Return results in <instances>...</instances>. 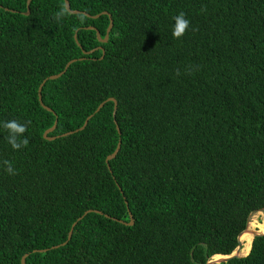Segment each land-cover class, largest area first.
Here are the masks:
<instances>
[{
    "label": "trees",
    "instance_id": "1",
    "mask_svg": "<svg viewBox=\"0 0 264 264\" xmlns=\"http://www.w3.org/2000/svg\"><path fill=\"white\" fill-rule=\"evenodd\" d=\"M67 1L110 14L106 42L86 27L104 37L107 14L57 21L64 0H31L28 14L26 0H0V264L26 253V264H205L230 253L264 211V0ZM181 11L190 25L176 39ZM99 46L102 58L82 52ZM71 59L41 88L47 111L38 86ZM11 120L27 124L19 150L2 127ZM219 264H264V234Z\"/></svg>",
    "mask_w": 264,
    "mask_h": 264
},
{
    "label": "water",
    "instance_id": "2",
    "mask_svg": "<svg viewBox=\"0 0 264 264\" xmlns=\"http://www.w3.org/2000/svg\"><path fill=\"white\" fill-rule=\"evenodd\" d=\"M30 1H31V0H26V11L24 12V14H28V13H29V3H30ZM64 6H65V8L67 9V11L70 12V13H73V14H84V15H86L87 17H91V18H97V17H99L101 14H107V15L109 16V24H108V26H107V28H106V31H105V35H104V37H101L100 32H99L95 27H93V26H87V27H86V28H88V29H93V30H95L96 38H97V40H98L99 42H102V43H103V42H106V41H107L108 36H109V32H110V30H111V28H112V25H113V20H112L110 14H109L108 12L103 11V12L98 13V14H95V15H90L89 13H87V12H85V11L71 10V9H70V5H69V2H68L67 0H64ZM5 9H6V8H5ZM6 10H7V9H6ZM74 40H75V42L78 44V42H77V38H76V34H75V33H74ZM78 45H79V44H78ZM97 49H101V50H102V55H101V57H100V58H102V57H103V54H104V51H103V49H102L100 46L97 47L96 49H91V50H88V51H84V50H82V52H83V54H90L91 52H93L94 50H97ZM83 58H84V57H80V58H78V59H83ZM75 60H77V59H71V60L67 61V63L64 65V68H63V70H62L61 72H59V73H57V74H54V75H49V76H47V77L44 78V79L41 81V83L39 84L38 89H37L38 101H39L40 105H41L44 109H46L47 111H52V110H51V108H49L48 106L44 105L43 102H42V98H41V88H42L43 84H44V83L46 82V80H48V79H56V78L60 77V76L66 71V69L68 68V66H69L72 62H74ZM106 100H111V101L113 102V112H112V114H113V117H114V116H115V112H116V107H117L116 100H115L114 98H112V97L107 98ZM102 105H103V102H101V103L97 106V108L95 109V111H94L93 113L99 111V109L102 107ZM92 115H93V114L89 115V116L84 120L82 126H80L79 128L75 129L74 131L82 130V129L85 127V125H86L88 119H89ZM114 121H115V120H114ZM55 126H56V119L54 120L53 125H52L50 128H48L47 130H45V131L43 132L42 136H43L44 138H46V139H53V138H55L54 136H51V137L48 136V133H50L51 131H53L54 128H55ZM116 128H117V130H118V127H117V126H116ZM74 131H69V132H67V133H64V135L70 134V133H72V132H74ZM118 132H119V130H118ZM119 147H120V141H118V143H117L115 149L113 150V152H112L111 154H109V155L106 156V158H105V162H106L108 168H109V166H108V162H109V160L115 157V155L117 154V152H118V150H119ZM90 211H94V212H96V213H101V211H98V210H87V211L84 212V214H86L87 212H90ZM105 216H107V215H105ZM107 217H108V216H107ZM80 218H81V217H80ZM80 218H79V219H80ZM75 222H76V221H75ZM75 222L72 224V226H71V228H70V230H69V232H68V237H67V239H69L70 236H71L72 229H73V226H74ZM120 222H123V221L120 220ZM123 223H125V224H127V225H131V224L133 223V219H132L131 214H130V220H129L128 222H123ZM246 228H247V226H246ZM246 228H245V229H246ZM245 229H244V230H245ZM241 232H242V231H241ZM241 232L238 234V237H239V235L241 234ZM263 234H264V233H256V234L253 236V238H254L255 236L263 235ZM238 237H237V239H238ZM253 238H252V240H253ZM64 243H65V242H64ZM64 243H62V244H64ZM251 243H252V241H251ZM53 247H57V246H53ZM242 247H243V246H242L241 242L238 240V244H237V246H236V247H235L230 253H228V254H214V255H220V257H219V258H215L214 255H212V256L206 261L205 264H219V263L226 262V261H228L229 259L234 258V257H240V256H245V255H247L248 253L245 254V255H242V254H241V249H242ZM250 248H251V245H250ZM250 248H249V250H250ZM44 250H45V249H39V250H34V251H44ZM248 252H249V251H248ZM26 255H27V253L24 254V255L21 257V259H20L21 264H26V263H25V257H26Z\"/></svg>",
    "mask_w": 264,
    "mask_h": 264
},
{
    "label": "clouds",
    "instance_id": "3",
    "mask_svg": "<svg viewBox=\"0 0 264 264\" xmlns=\"http://www.w3.org/2000/svg\"><path fill=\"white\" fill-rule=\"evenodd\" d=\"M68 14L65 7H61L59 11L54 14V19L59 21L63 19ZM174 24L172 26V36L176 39L181 38L189 29L190 21L186 18L184 12H180L178 15L173 17ZM179 75V71L177 72ZM30 123V122H29ZM3 129L8 132L6 137L7 143L11 145L13 150H19L21 147H26L29 143L27 138L20 139V137L27 131V124H20L18 121L11 120L2 123ZM3 165H5V171L9 175H15L16 170L13 168L12 164L8 160H4Z\"/></svg>",
    "mask_w": 264,
    "mask_h": 264
},
{
    "label": "bare ground",
    "instance_id": "4",
    "mask_svg": "<svg viewBox=\"0 0 264 264\" xmlns=\"http://www.w3.org/2000/svg\"><path fill=\"white\" fill-rule=\"evenodd\" d=\"M260 212H261V211H257V213H260ZM255 213H256V212H255ZM255 215H256V214H255ZM251 218H252V217H251ZM262 220H264V215H263ZM262 220H260V221L256 220V219L254 218V214H253V218H252L251 220H249V222H248L249 224L247 225V228L244 230V231H245V234H246L247 229H248V236L246 237L245 242H244V240L242 241V239H241V236H242V234L244 233V231L240 234L239 241L241 242V244H242V246H243L242 249H241V254H242V255H245V254L248 253L253 236H254L256 233H264V231H261L260 229H259V230H258V229L255 230V227H257L258 224H259ZM262 224L264 225V222H263ZM247 239H248V241H247ZM214 257H215V258H219L220 255H214Z\"/></svg>",
    "mask_w": 264,
    "mask_h": 264
},
{
    "label": "rangeland",
    "instance_id": "5",
    "mask_svg": "<svg viewBox=\"0 0 264 264\" xmlns=\"http://www.w3.org/2000/svg\"><path fill=\"white\" fill-rule=\"evenodd\" d=\"M253 214H254V218L256 219V220H258V221H260V220H262V218H263V215H264V211H261L260 213H257V211H256V213L254 212V213H252L251 215H250V217H249V220H251L252 218H253ZM256 214V215H255ZM252 217V218H251ZM249 222V221H248ZM264 222V220H262L259 224H258V226L257 227H255V230L260 226V224H262ZM249 224V223H248ZM259 230V229H258ZM247 241H248V239H247ZM245 242V241H244Z\"/></svg>",
    "mask_w": 264,
    "mask_h": 264
}]
</instances>
